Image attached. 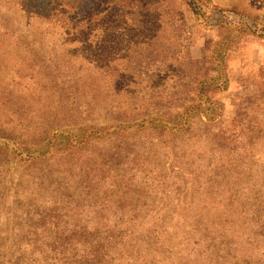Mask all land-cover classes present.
Segmentation results:
<instances>
[{
	"label": "trees",
	"instance_id": "trees-1",
	"mask_svg": "<svg viewBox=\"0 0 264 264\" xmlns=\"http://www.w3.org/2000/svg\"><path fill=\"white\" fill-rule=\"evenodd\" d=\"M201 3L0 0V264H264V62L220 100L264 11L195 60Z\"/></svg>",
	"mask_w": 264,
	"mask_h": 264
},
{
	"label": "rangeland",
	"instance_id": "rangeland-1",
	"mask_svg": "<svg viewBox=\"0 0 264 264\" xmlns=\"http://www.w3.org/2000/svg\"><path fill=\"white\" fill-rule=\"evenodd\" d=\"M199 5V3H197ZM201 11L204 16L191 19L188 23L187 44L189 46L190 56L199 60L203 54V48L206 41L215 43L219 40V34L216 30L208 26L211 19V13L214 7L227 10H242L244 7L248 12L262 13L263 8L259 9V4L256 0H211L208 5L201 3ZM211 28V29H210ZM264 62V40L258 38H245L242 40L238 50L233 53V56L228 62V89L220 94V100L224 104V116L228 118L233 110L231 99L236 93L239 81L259 65ZM102 122V119L101 121ZM16 161L8 162L0 168L6 172L7 180L13 174L16 177L15 171H20L23 164L15 163ZM3 176V175H2Z\"/></svg>",
	"mask_w": 264,
	"mask_h": 264
}]
</instances>
